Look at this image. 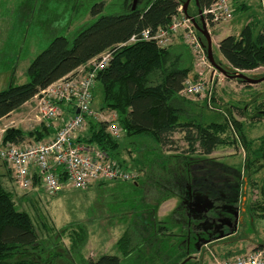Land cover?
<instances>
[{
	"label": "trees",
	"instance_id": "1",
	"mask_svg": "<svg viewBox=\"0 0 264 264\" xmlns=\"http://www.w3.org/2000/svg\"><path fill=\"white\" fill-rule=\"evenodd\" d=\"M119 1L118 13L98 16L74 36L53 37L46 48L30 62L27 69L28 81L21 84L11 81L0 91V120L22 110L39 90L73 72L103 51L111 49L112 59L98 73L96 83L100 84L102 90L101 109L115 113V121L122 137L112 136L107 131V123L89 120L86 131L79 139L105 151L121 166L136 172L141 170L139 160L134 158L135 163H129V158L127 160L122 156V149L129 156L128 152L132 151L129 147L137 149L135 144L140 142L139 152L149 151L142 154L144 156H141L143 160L140 164L147 161L153 167L149 180L139 183L137 178L129 186L119 185L118 191H121L118 193H106L111 200L126 202L128 198H123L122 192L128 188L140 189L142 194L141 201H137L138 212L141 217L147 215L152 224L150 228L142 229L136 221L123 232L116 247L126 258L134 252L137 254L146 244H159L162 237H166L163 234L167 226L155 221L152 211L160 201L176 196L179 203L173 220L180 228V241L166 264H202L200 260H193L189 254L191 246L196 248L195 234L188 226L190 220L183 208V200L192 195H200L235 203L240 199V192L246 183L242 178L243 170L250 167L251 162L247 157L243 169L237 170L221 162L200 157L209 156L220 145L235 142L234 139L229 140L223 136L229 128L242 147L256 155V158L264 157V146L261 144L253 148L251 140L243 132L242 123L233 117L219 123L204 124L187 112L186 107L191 103L180 96L179 92L189 70L178 54L173 55V48L169 45L162 48L152 40L119 45L143 29L155 31L158 27H166L171 17L177 13L181 1L141 0L134 7L132 3L127 4V0ZM214 1L197 0L194 16L198 24V10L208 8ZM232 1L233 15L249 7L243 3L244 0ZM94 6L97 7H93L92 12L96 16L101 12L103 4ZM214 24L208 22V26ZM254 25L253 22H247L238 35H227L218 41V51L227 66L217 61L212 52L214 62L224 71L226 78L232 79L237 72L264 67V22L256 32ZM197 33L206 50L205 38L199 31ZM234 79L246 85L251 84L239 77ZM176 133L183 134L187 147L179 154L159 157L158 153L163 147L174 142L173 136ZM52 135L53 128L39 124L27 131L9 127L1 140L21 143L27 139L42 140ZM6 171L7 173L0 174V264H123L115 254H101L96 259L84 258L81 250L87 242L88 233L81 223L56 230L44 226L46 235L40 236L30 214L18 209L14 201L16 192L11 183V170L7 167ZM4 177L7 184L3 182ZM118 182L127 183L117 181L116 186ZM106 183L98 182L99 185ZM260 192L264 196V179ZM63 237L68 238V245L63 243ZM258 249H264V244H259L255 250Z\"/></svg>",
	"mask_w": 264,
	"mask_h": 264
},
{
	"label": "rangeland",
	"instance_id": "2",
	"mask_svg": "<svg viewBox=\"0 0 264 264\" xmlns=\"http://www.w3.org/2000/svg\"><path fill=\"white\" fill-rule=\"evenodd\" d=\"M180 1L183 3L185 0ZM256 1L259 7L257 10L255 6L250 5L233 15L229 21L207 26L212 52L222 65H226V62L216 47L219 39L227 35L239 34L240 24L244 25L247 21L255 23V32L262 26L264 0ZM118 2L120 1L0 0V91L5 89L11 81L15 84L28 81L27 69L30 62L46 48L53 37L74 36L81 28L95 21L98 16L118 13L120 11ZM101 3L103 4L101 12L96 16L93 15L92 9L97 7L94 5ZM187 7V15L194 16L196 12L194 1L190 0ZM169 46L173 48V55L178 54L189 70L185 82L201 81L205 85V89L199 94L179 93L191 103L186 107L187 112L196 121L204 124L219 123L233 117L242 123L243 132L247 139L251 140L253 148L261 144L264 146V81L246 85L234 78H226L211 65L199 64V54L188 46L182 32L170 36ZM238 73L250 78H261L264 76V67ZM101 101L102 90L100 84L96 83L93 88L92 107L101 111L102 115L109 119L116 118L113 111L101 109ZM33 104L31 101L22 110L0 120L1 139L4 131L9 127H19L27 131L39 126L40 122H31L23 118L24 114H28V118H33ZM121 135L118 137H122ZM223 136L229 140L234 139L235 142L220 145L209 156L200 158L215 160L240 170L243 169L246 158L249 157L251 164L243 170L242 178L246 183L244 182L243 190L239 195L242 220L238 232L212 243H200L197 250L193 246L190 247L189 254L194 258L193 260H200L202 264H215L216 261L224 258L234 259L237 256L255 252L259 244H264V196L260 192L264 179V157L256 158V155L243 148L231 128ZM173 141L171 145L157 152L159 157L179 154L187 147L182 133L174 134ZM145 143L147 148V142ZM139 145H141L140 142L135 144L137 149L129 147L132 149L128 152L129 156L127 151L122 149V156L127 160L129 158V163H135V159L139 160L138 165L141 170L138 172L140 175L137 180L141 183L150 179L149 175L153 167H150L147 161L145 164L144 162L140 164L144 156L142 154L149 151L147 149L139 152L141 150ZM6 169L7 165L0 159V174L7 173ZM5 177L3 182L7 184ZM11 183L16 192L14 201L18 209L30 214L40 236L46 235L44 226L56 230L81 223L86 227L88 238L81 250L86 259H96L99 255L107 253L118 255L123 264H166L168 257L172 256V250L176 251L175 248L180 241L178 235L180 228L173 220V216H176L175 208L179 203V198L176 196L160 201L152 211L155 221L166 224L167 230L164 231L166 235H163L169 239L162 237L159 244L152 242L146 244L145 248L142 245V249H139L137 254L134 252L125 258L116 247V242L123 232L136 221L142 229L144 227L148 229L152 225L147 215L141 217L138 212L137 201H141L142 194L140 189L128 188L122 192L123 198L129 199L126 202L124 200L116 202L107 197V192L118 193L121 191H118L119 185L129 186L131 181L118 182L117 186V181L101 185L93 183L85 189L67 187L55 194L40 192L36 189H22L17 187L14 181ZM62 241L65 245L69 244L67 237H63Z\"/></svg>",
	"mask_w": 264,
	"mask_h": 264
},
{
	"label": "built area",
	"instance_id": "3",
	"mask_svg": "<svg viewBox=\"0 0 264 264\" xmlns=\"http://www.w3.org/2000/svg\"><path fill=\"white\" fill-rule=\"evenodd\" d=\"M231 1L215 0L201 10L206 26L208 22L218 24L231 20ZM193 20L195 16L187 15L181 4L166 27H158L155 31L143 29L119 45L152 40L163 48L169 45L171 35L182 32L188 46L199 54V64L210 66ZM112 56L111 49L105 50L34 95L31 100L34 103L33 118H28V114L23 118L53 128L51 137L21 143L0 140V159L11 170L17 187L55 194L67 187L85 189L93 183L132 182L138 178V172L124 168L105 151L79 139L89 120L107 123V131L116 138L121 134L115 118L109 119L92 107L96 76L109 65ZM204 89L203 82L188 80L179 93L199 94ZM215 264H264V250L258 249L234 259L224 258Z\"/></svg>",
	"mask_w": 264,
	"mask_h": 264
},
{
	"label": "flooded vegetation",
	"instance_id": "4",
	"mask_svg": "<svg viewBox=\"0 0 264 264\" xmlns=\"http://www.w3.org/2000/svg\"><path fill=\"white\" fill-rule=\"evenodd\" d=\"M127 1V4H133V1L141 2V0ZM194 196L195 195L189 196V198L183 200V208L184 210L186 209L187 217L190 220L188 226L193 229L195 234L194 246H196V244L202 239H207L209 237L214 238L221 232L227 233L235 224L236 231L234 233L238 232L242 220V214H240L241 209H239V202H241L240 199L235 203L232 201L226 202L223 200L212 199L213 205L207 211H196L191 204V200ZM225 218L228 220L226 221ZM221 220L226 223H222ZM213 241L209 243H212Z\"/></svg>",
	"mask_w": 264,
	"mask_h": 264
},
{
	"label": "water",
	"instance_id": "5",
	"mask_svg": "<svg viewBox=\"0 0 264 264\" xmlns=\"http://www.w3.org/2000/svg\"><path fill=\"white\" fill-rule=\"evenodd\" d=\"M190 0H185L182 4H183V10L186 12L187 6L189 4ZM195 2V4L197 5V0H193ZM136 1H133V7L135 6ZM201 10H198V14H199V21L200 23L198 24L196 20H193L194 25L196 27V30L199 31V33L205 38L206 40V53H207V57L208 60L210 62V64L213 66L214 69L219 70L222 74H224V71L214 62L213 57H212V48H211V41H210V34L207 30V26L204 22V19L201 15ZM225 75V74H224ZM233 78L235 77H239L243 80H245L248 83H259L261 81H264V76L261 78H250L244 74L241 73H236L234 76H232ZM191 204L193 205V207L195 208L196 211H207L210 207H212L213 205V200L206 197V196H200V195H195L194 198L191 200ZM225 220L227 221L228 219L225 218ZM222 223H226L224 221L221 220ZM236 231V224L234 225V227H232L227 233L221 232L218 235H216L214 238H207V239H202L201 242L199 241L196 244V250L199 248L200 243L202 244H206L209 243L213 240H218L221 238H224L228 235L233 234Z\"/></svg>",
	"mask_w": 264,
	"mask_h": 264
},
{
	"label": "crops",
	"instance_id": "6",
	"mask_svg": "<svg viewBox=\"0 0 264 264\" xmlns=\"http://www.w3.org/2000/svg\"><path fill=\"white\" fill-rule=\"evenodd\" d=\"M232 2H233V1H231V3H232ZM240 2H241V1H240ZM240 2H239V3H240ZM243 3L247 4V6H250V5L255 6V7H256V10H257V8H259V7H257L258 4H257V1H256V0H244ZM247 22H248V21H247ZM247 22H246V23H247ZM246 23H245V24H246ZM245 24H244V25H245ZM240 25H241V28H242L243 24H240ZM240 30H241V29H240ZM237 35H238V34H237ZM219 40H220V39H219ZM219 40H218V41H219ZM218 41L216 42V47H217V43H218ZM0 140H1V138H0Z\"/></svg>",
	"mask_w": 264,
	"mask_h": 264
}]
</instances>
